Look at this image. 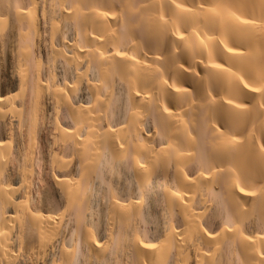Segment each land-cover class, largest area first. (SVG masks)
I'll list each match as a JSON object with an SVG mask.
<instances>
[{
  "label": "bare ground",
  "instance_id": "obj_1",
  "mask_svg": "<svg viewBox=\"0 0 264 264\" xmlns=\"http://www.w3.org/2000/svg\"><path fill=\"white\" fill-rule=\"evenodd\" d=\"M0 264H264V0H0Z\"/></svg>",
  "mask_w": 264,
  "mask_h": 264
},
{
  "label": "snow or ice",
  "instance_id": "obj_2",
  "mask_svg": "<svg viewBox=\"0 0 264 264\" xmlns=\"http://www.w3.org/2000/svg\"><path fill=\"white\" fill-rule=\"evenodd\" d=\"M231 51V50H230ZM217 67H219L218 65H217Z\"/></svg>",
  "mask_w": 264,
  "mask_h": 264
}]
</instances>
